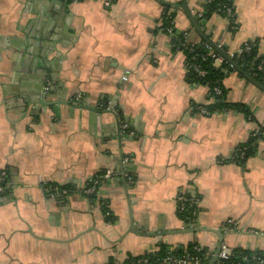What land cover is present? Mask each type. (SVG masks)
<instances>
[{"label":"crops","instance_id":"1","mask_svg":"<svg viewBox=\"0 0 264 264\" xmlns=\"http://www.w3.org/2000/svg\"><path fill=\"white\" fill-rule=\"evenodd\" d=\"M181 3L0 0V264H125L162 245L213 252L218 232L232 250L264 254V136H254L264 92L230 72L222 87L232 107L209 111L208 88L162 29ZM187 3L228 55L257 42L264 59V0H234L233 26L202 18L208 0ZM171 29L203 43L181 8ZM43 86L52 91L39 102ZM109 104L128 126L121 143L114 117L95 111ZM96 179L98 192L85 195ZM181 197L197 215L191 225ZM131 217L142 233L167 235L128 233Z\"/></svg>","mask_w":264,"mask_h":264},{"label":"trees","instance_id":"2","mask_svg":"<svg viewBox=\"0 0 264 264\" xmlns=\"http://www.w3.org/2000/svg\"><path fill=\"white\" fill-rule=\"evenodd\" d=\"M228 8H231L232 11H234V0H208L206 10L202 18H209L214 14H219L228 17L229 20H231L233 26L234 24L233 14L226 15V10ZM169 10H172V12H170ZM173 19H174V8L172 6H168V9L166 10L165 15L163 17V25H162V29L167 33H169V30L172 28ZM169 34L172 37L175 50L180 49V51H182L186 55L190 79L193 82L197 84H203L205 87L208 88L209 99L213 101V105L209 107V111L211 112L220 109H230L232 106H229V104L226 102L225 91L223 90L222 82L230 72H236L234 67L229 62H227V60L225 64L221 65L220 67H216L214 65L213 59L211 57H208L205 62L201 63L202 69L207 72V75L204 78H199L192 69V60H191L192 55L189 52V48L191 46H194L198 54H202L206 56L209 54V51L205 48V46L208 44H206L205 42H203L200 45L194 43H188V38H189L188 34L176 35V32L174 30ZM250 46H251V51L249 53L245 52L243 54L237 55L233 58V60L239 66H244L246 68V71H249L252 77H254L262 84H264V59L259 56V47L257 42L250 43ZM211 49L214 54L221 55L213 48ZM222 51L225 52L224 50ZM259 66H263V69L259 70ZM216 85H220L223 90V95L221 97L215 95L214 88ZM261 130L264 131V129ZM253 152H254L253 148H251L250 146L247 147L246 157L251 156ZM88 186L90 185L88 184ZM193 210L194 209L188 207L185 211L179 212L180 218L186 221H188V219L192 220ZM197 247H199L197 244H191L186 248L170 250L169 247L162 245L158 251L150 254H145L143 256L130 258V260L125 264H130L132 262H137L139 260H144V259L148 260V264H161L162 259H164L168 255L177 258L184 257L186 255L192 257H200L201 259L203 258L202 264H207L209 261L207 262V260L204 259L203 252L196 251ZM233 252H234V256L229 260H227L224 264H249L248 262L244 261V256H252L254 254H258V256L262 255L264 258V254L261 252L250 253V252L240 251L239 249L233 250Z\"/></svg>","mask_w":264,"mask_h":264},{"label":"built area","instance_id":"3","mask_svg":"<svg viewBox=\"0 0 264 264\" xmlns=\"http://www.w3.org/2000/svg\"><path fill=\"white\" fill-rule=\"evenodd\" d=\"M65 4L71 5V4H76L82 0H62ZM233 11L231 8H228L226 10V15H232ZM173 32V29L169 30V33ZM187 36V35H186ZM205 48L209 51L208 55H202V54H198L195 47L191 46L189 48V52L192 55V69L194 70V72L197 74V76L199 78H204L207 75V72L205 70L202 69L201 63L205 62L207 60L208 57H211L214 61V65L216 67H220L221 65L225 64L226 60L219 54H214L211 47L209 45H206ZM220 49H222L221 47H219ZM180 51V49H177ZM251 51V46L250 44H246L244 46V48L241 51V54L243 53H249ZM182 52V51H181ZM231 58L233 59L234 57L231 56ZM198 61V63H197ZM263 69V66H259V70ZM214 92L216 96L221 97L223 95V90L221 88L220 85H216L214 88ZM111 104H109L110 106ZM202 112L204 114L207 113V111L205 109H202ZM128 130V126L127 125H123L122 126V131H127ZM131 134L133 135L134 133L131 132ZM255 137L260 138L261 136H264V131L261 129H258L255 132ZM237 158H239L240 160H244L246 158V150H238V154H237ZM6 177L7 174L6 173H2L0 174V195L5 194L6 192ZM101 180L100 179H96V180H92L90 182V186H88L85 191L84 194L87 196H92L94 194H96L98 192V186L100 185ZM68 190L66 189H61L58 194L62 195L64 198L65 196L68 195ZM189 200L186 197H181L179 198V212L181 211H185L189 206ZM109 215V214H108ZM228 228L233 231L236 232L238 231L237 225L235 222H233L232 220H230L228 223ZM197 252H203L204 253V259L208 261H210L212 259V257L214 256V251L210 252L208 250H206L205 248L202 247H197L196 248ZM234 256V252L232 249H230L228 246L226 245H222L221 246V251L218 255V262L216 264H224L227 260H229L230 258H232ZM244 261L248 262L249 264H264V258L262 255L258 254H254L252 256H244ZM203 262V258L201 259L200 257H192L189 255H186L184 257H174V256H167L164 259H162L161 264H202ZM130 264H148V260H139L137 262H132Z\"/></svg>","mask_w":264,"mask_h":264},{"label":"water","instance_id":"4","mask_svg":"<svg viewBox=\"0 0 264 264\" xmlns=\"http://www.w3.org/2000/svg\"><path fill=\"white\" fill-rule=\"evenodd\" d=\"M174 9H178V8H181L184 10V12L186 13L187 17L189 18L191 24L193 25V28L195 29V31L199 34V36L202 38L203 42H205L206 44H208L211 48H213L214 50H216L217 52H219L221 54V56L227 60V62H229L233 67L234 69L236 70V72H238L239 74L243 75L247 80H249L254 86H256L257 88H259L261 91L264 92V84H262L260 81H258L257 79H255L254 77H252L249 73V71H246V68L244 66H239L232 58L230 55H228L227 53L223 52L222 49L219 48V46L217 44H215L209 37L208 35L204 32V30L202 29L201 27V21L198 20L195 16V14L192 13V11L190 10V8L188 7V3H187V0H182V3L181 4H173L172 6ZM67 28V27H66ZM66 28H65V31H66ZM22 45H26L25 43L26 42H20ZM29 43V48L30 46H32ZM56 48V46H55ZM27 50V53H30V49H28V47L25 49ZM56 52V51H55ZM59 54H57L58 56ZM61 56L59 55L57 58H59V60H53L52 63H55L57 64L58 62H60V58ZM59 65V63H58ZM54 85V82L51 84V86ZM48 89V90H47ZM52 91V88H45L44 89V86L42 87V90H41V94H40V99H39V102H42L45 100V98H47L48 94ZM122 108L120 109H116L114 107V105H110V106H106V107H103L102 109L98 108L97 110L95 109V111H97L99 114H109L111 116L114 117L115 121H116V125L119 127V138H120V143H121V140H122V136H121V132H122V126L126 123V121L124 120V117L122 116ZM126 165L124 164V159H123V155H122V151H121V161H120V170H119V175L121 176L120 178L123 179V184H124V188L125 190L127 189V179L124 177V174H125V169H126ZM197 215L194 216V220H189L188 221H183L184 219H182L183 222H186L187 225H191L192 223L195 222V219H196ZM196 231H199L198 228H196ZM128 233H132V234H135V235H139V236H146V235H149V236H159L160 235H164L166 236L167 234H145V233H142L140 230H138V228L135 226L134 224V220L133 218L131 217V225H130V229L128 230ZM219 236V242L214 250V256L212 257V259L210 260V262L208 264H216L218 262V255L221 251V246L223 245L224 243V235L223 233H219L217 234ZM163 237V236H162Z\"/></svg>","mask_w":264,"mask_h":264}]
</instances>
